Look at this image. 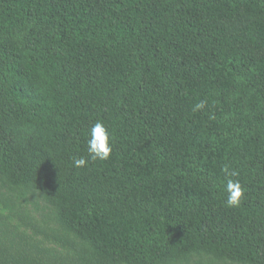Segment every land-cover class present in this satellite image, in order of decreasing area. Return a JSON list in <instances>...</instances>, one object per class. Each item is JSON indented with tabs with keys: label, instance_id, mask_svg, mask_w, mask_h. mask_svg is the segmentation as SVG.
Masks as SVG:
<instances>
[{
	"label": "trees",
	"instance_id": "16d2710c",
	"mask_svg": "<svg viewBox=\"0 0 264 264\" xmlns=\"http://www.w3.org/2000/svg\"><path fill=\"white\" fill-rule=\"evenodd\" d=\"M0 187V264H264V0H0Z\"/></svg>",
	"mask_w": 264,
	"mask_h": 264
},
{
	"label": "clouds",
	"instance_id": "9594fccd",
	"mask_svg": "<svg viewBox=\"0 0 264 264\" xmlns=\"http://www.w3.org/2000/svg\"><path fill=\"white\" fill-rule=\"evenodd\" d=\"M205 101L197 103L193 111L201 110L205 107ZM87 140V159L84 156L73 157V166L77 169L85 167L89 160L91 161H107L112 152L111 135L103 121L97 120L88 132ZM222 171L225 173L226 205L228 207H238L243 198L245 189L242 187L239 180H234L238 173L229 171L228 166H225Z\"/></svg>",
	"mask_w": 264,
	"mask_h": 264
},
{
	"label": "rangeland",
	"instance_id": "374dc122",
	"mask_svg": "<svg viewBox=\"0 0 264 264\" xmlns=\"http://www.w3.org/2000/svg\"><path fill=\"white\" fill-rule=\"evenodd\" d=\"M250 21L249 17L240 11L233 18H220L217 22L224 24L228 32H235L240 27L244 26ZM262 52V51H261ZM261 52L253 53V57H258ZM0 187V191H3ZM27 210L34 215L36 219H48L51 218L53 212H55V208L47 203L41 194L38 191H34L33 194L29 195ZM167 264H242L238 262H231L224 258H215L211 255L203 254V253H191L186 257H181L176 259L174 262H170Z\"/></svg>",
	"mask_w": 264,
	"mask_h": 264
}]
</instances>
